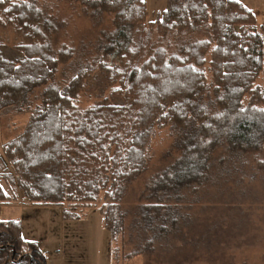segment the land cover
<instances>
[{
  "label": "trees",
  "instance_id": "16d2710c",
  "mask_svg": "<svg viewBox=\"0 0 264 264\" xmlns=\"http://www.w3.org/2000/svg\"><path fill=\"white\" fill-rule=\"evenodd\" d=\"M81 16L92 21L82 35ZM69 27L77 41L64 39ZM0 28L23 38H0V114L29 112L22 133L2 144L0 203L17 200L15 185L30 204L72 210L102 199L115 239L126 215L120 200L147 169L156 129L172 138L169 163L153 177L162 197L207 182L218 156L235 164L264 145V20L258 27L238 0H167L151 21L146 0H0ZM89 73L110 92L82 107L78 89ZM216 141L222 150L210 160ZM134 224L154 228L141 216ZM166 232L162 224L153 234ZM148 242L134 255L150 253ZM37 257L19 222L0 221V264H44Z\"/></svg>",
  "mask_w": 264,
  "mask_h": 264
},
{
  "label": "rangeland",
  "instance_id": "374dc122",
  "mask_svg": "<svg viewBox=\"0 0 264 264\" xmlns=\"http://www.w3.org/2000/svg\"><path fill=\"white\" fill-rule=\"evenodd\" d=\"M166 1L146 0L148 21L165 9ZM238 1L253 10L260 27L264 0ZM110 20L106 15L107 27L112 26ZM77 22L81 35L87 33L86 28L92 23L83 16ZM68 32L66 40L77 41L81 37L71 27ZM262 33L264 37V30ZM0 38L8 44L23 41L10 28H0ZM62 68L60 65L56 75L60 82L64 78ZM41 91L42 87L35 89V103L40 102ZM78 91V104L85 107L108 96L110 88L101 74L89 73ZM115 103L122 100L115 99ZM28 119L29 112L0 114V154L2 144L20 135ZM171 142L167 128L156 129L146 147L147 169L126 186L120 200L126 215L123 230L115 239L103 226L99 207L106 202L102 199L93 206L72 210L67 209V204H30L16 185L17 200L0 203V221L19 222L21 237L36 244V259L38 263L45 261L44 264H264V145L256 154L240 158L235 164L228 156H218L210 166L212 173L207 182L195 190L180 192L178 197L173 194L162 197L161 191L153 187V177L168 165ZM221 150L216 141L210 160ZM7 170L13 174L9 165ZM3 182V188L9 192ZM156 210L159 216L152 215ZM140 216L154 228L148 232L142 226L137 227L134 222ZM162 224L167 232L157 238L153 233ZM147 237L148 246L154 245V249L134 255L136 250L143 249ZM182 245L188 250L179 248Z\"/></svg>",
  "mask_w": 264,
  "mask_h": 264
},
{
  "label": "crops",
  "instance_id": "0c3cea01",
  "mask_svg": "<svg viewBox=\"0 0 264 264\" xmlns=\"http://www.w3.org/2000/svg\"><path fill=\"white\" fill-rule=\"evenodd\" d=\"M247 8H249L248 6H247ZM250 9V8H249ZM252 10V9H251ZM253 11V10H252Z\"/></svg>",
  "mask_w": 264,
  "mask_h": 264
}]
</instances>
